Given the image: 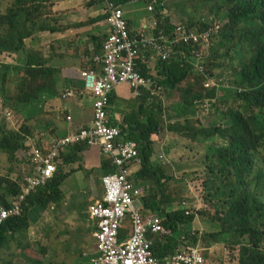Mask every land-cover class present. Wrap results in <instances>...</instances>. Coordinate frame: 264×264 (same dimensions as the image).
Instances as JSON below:
<instances>
[{
  "label": "trees",
  "instance_id": "trees-1",
  "mask_svg": "<svg viewBox=\"0 0 264 264\" xmlns=\"http://www.w3.org/2000/svg\"><path fill=\"white\" fill-rule=\"evenodd\" d=\"M114 1L122 6L129 2V0ZM153 1L163 2L169 11L165 0H145L148 2L147 6ZM54 6L55 0H13L6 12H0V53L19 54L17 65L24 64V67H14L15 75L19 71H24L23 73L30 76V82L38 78L44 80L42 84L44 86L21 89L27 78L16 79L15 85L19 86L20 95L7 97V101H14L15 98L16 101L23 102L25 107L21 110L24 114L20 112V115L26 122L39 116L42 109V97L46 95L44 93L47 88L45 79H56L58 73L61 75L60 71L47 61L39 62L31 56L32 54L28 55L26 46L28 39L48 29L50 22L55 19L54 14L51 15V9ZM154 10L155 14L151 13L150 21L154 18L161 21V13L155 7ZM211 10L216 15L212 22L195 21V24L177 22L199 32H210L209 42L215 45L212 49L210 45V54L204 63L206 75L200 74L193 64L195 58L191 54L200 49L196 43L186 46L187 57L183 61L178 59V55L168 62L158 61L155 73L154 70L147 69V64L140 63L143 67L141 72L146 77L155 78L159 89L164 87L175 90L181 85H187V90L183 91L180 98L181 103L174 109L172 117L183 123L170 127V132L186 130L187 126L192 125L190 115L193 114L196 118L195 126L199 128L198 130H202L203 140L210 134H217L220 138H222L221 134L228 137L224 140L226 145H211L208 151L211 154V172L217 178L210 183L222 185L218 189L213 188L214 197L219 201V204L216 203L217 211L214 214L219 231L210 236L216 243H220L223 238L227 247L239 251L238 264H264V195L262 193L264 169L260 166L261 150L264 148V0H219ZM169 21L171 16L167 22ZM218 24L220 27L217 29ZM107 36L105 33L104 35L100 33L91 39L95 45L96 54L102 53ZM25 54H27L26 59H24ZM90 68V65H87L85 69ZM79 75L81 78V73ZM7 77L8 74L6 79ZM207 77L215 82L210 89L205 88ZM1 82L2 86L6 85L5 76ZM67 86H70V83ZM205 98L214 100L213 108L216 103L225 105L226 108L220 112L216 121L210 122L209 128L202 127L204 119L197 118L194 105L197 100ZM140 101L136 113L131 115L135 118L133 122L136 130L129 132L128 135L129 141H135L139 145L141 165L137 177L144 179V182L139 184L143 189L142 185L147 182L148 177L153 179L156 174L152 161L155 147L150 137L160 133L164 125L161 116L162 102L148 104L146 99ZM191 109L196 111V115L195 112L190 113ZM1 110L0 106V117L3 115ZM213 111L209 117L205 118L206 123L210 121ZM26 136L24 127L19 131L0 129V154H7L10 159H13L20 150L27 149ZM197 137L199 136H194V138ZM33 147L30 145L27 149L28 165H30L29 159ZM85 149L86 147L82 145L73 146L68 154L62 155V158L57 161V168L81 161L79 155ZM113 172L115 168L111 160L106 159L103 162V169L97 173L104 176ZM69 175L70 173L65 174L57 170L53 179L45 187L36 189L22 202L21 215L8 219L0 226V250L9 248L13 238L22 237V233L30 228L31 223H35L51 205L62 202L64 195L62 186ZM24 178L13 182L0 178L2 208H11V204L17 200L22 191ZM149 184H152L155 190L152 196L150 195L151 198L143 202L142 206H145L147 211L141 209L142 213L143 215H163L164 226L171 231L169 236L151 237L153 255L163 262L166 258L183 252L188 246L197 247L194 246L198 243L196 234H191L194 232H190L191 235L187 234L183 225L191 224L198 211L193 214L194 209L190 205V207L182 206L184 211L163 210L154 203L158 195L153 194L159 192L160 197L164 196V182L158 179ZM166 205L171 204L168 202ZM186 212L189 214L187 215ZM188 240H192L193 243L190 244ZM203 256L205 258V255ZM206 262L209 264L207 259Z\"/></svg>",
  "mask_w": 264,
  "mask_h": 264
},
{
  "label": "rangeland",
  "instance_id": "rangeland-1",
  "mask_svg": "<svg viewBox=\"0 0 264 264\" xmlns=\"http://www.w3.org/2000/svg\"><path fill=\"white\" fill-rule=\"evenodd\" d=\"M217 1L219 0H165L173 21L194 24L195 21L212 22V20H215L216 15L211 8L214 7ZM12 2L13 0H0V12H6ZM125 8L127 10L134 8L137 18H145L150 22L151 13L148 11L145 0L129 2L125 5ZM41 35L42 32L37 33L36 36L26 41L27 54H32L31 56L39 62L47 61L40 47ZM214 45L215 43H212L211 49ZM27 54L24 55V59H26ZM12 56V53H0V106L3 114L0 117V129L19 131L24 127L27 133L25 143L27 149H29L30 145L39 148H50L55 139L64 135V131L58 129V126L64 124L63 120H67L65 114L67 111L63 108L71 103L74 98L77 99V97L69 98L68 100L63 98V94L68 89L61 88V84L67 85L68 82L61 78L62 75H59V73L56 75L58 77L56 79H45L47 88L44 93L46 95L42 97V109L39 116L26 122L20 115V112L24 114V111L21 110L25 107L23 102H18L15 98L14 101H7V97L20 95L18 93L20 88L15 85L16 79L27 78L25 85L21 89H35L36 86H44L42 85L44 80L38 78L30 82V76L23 73L24 71H19L15 75L13 68H23L24 64L21 66L17 65L19 54H16V63H9V58ZM7 74L8 77L6 79ZM4 76L6 85L2 86L1 79ZM184 90H187L186 84L179 86L175 90L161 87L158 96L151 101L156 104L162 102L164 109L162 111L165 113L163 122L165 119L167 121L166 126L163 124L165 128L159 133V140L155 144L154 153L157 156V161L162 160L158 159L159 155L163 153L159 147L161 144H166L164 146L165 150L173 144L178 153L181 152L183 155L180 160L183 158L186 160L184 166L180 167V173H184L178 178H169V180L164 182V196L160 197L159 192L153 194L158 195L154 203L163 210L171 212L184 211L182 203L187 202L188 206L190 205L194 209L193 214L198 211L191 224L183 225L187 234L190 232H194L191 233L192 235L196 234L198 243L194 244V246H197L200 251L203 250L201 254L205 255L209 264H238L239 251L227 247L223 238L220 243H216L214 238L210 236L219 231V225L214 220V214L217 211L216 203L219 204V201L214 197L213 188L218 189L222 185L210 183L212 180H217V178L211 172V154L208 151H210L211 145H226L224 140L228 137L224 134H221L222 138L217 134H210L203 140L201 137L202 130H198L199 128L195 126L194 120L196 118L195 116L193 117V114L190 115L192 125L187 126L186 130L170 132V127L183 123V121H178L177 119L175 120L176 123L172 124V117L174 109L181 103L180 98ZM229 99L232 100L231 97ZM225 109V105L216 103L215 107L212 108V111H214L210 121L206 123L204 120L202 127L209 128L210 122L212 120L216 121L220 112ZM193 112L196 115V111L191 109L190 113ZM167 118H169L170 122ZM183 131L185 133H182ZM196 135L199 137L194 138ZM166 141L168 143H165ZM27 149L20 150L13 159H10L7 154H0V178L2 180L21 181L28 174ZM261 159L260 166L264 169V148L261 150ZM170 162V160L164 161L166 164H170ZM67 167L61 166L58 171L66 174L70 170ZM91 174L92 172H89L85 175L86 178L82 176L84 177L83 182L89 181L95 187V179L90 176ZM132 179L136 182L134 176H132ZM143 184H141L143 189L139 184H136V188L140 191L137 198L138 207L142 206L145 200L150 199L155 190L152 184L147 182ZM100 188H102L101 185ZM84 189L86 188L80 190L74 184H67V188L63 189L64 195L60 204L51 205L35 223H31L30 228L25 233H22V237L13 238L9 248L0 250V264H91L95 254V238L93 236L94 225L88 217L87 209L93 201L90 196L93 195L94 191L96 192V188L89 189L92 194L81 192ZM262 193L264 195L263 189ZM168 202L171 205H166ZM143 208L146 210L145 206ZM160 216L163 220L165 219L163 215ZM188 242L190 244L193 243L192 240H188ZM34 261H38V263H34Z\"/></svg>",
  "mask_w": 264,
  "mask_h": 264
},
{
  "label": "built area",
  "instance_id": "built-area-1",
  "mask_svg": "<svg viewBox=\"0 0 264 264\" xmlns=\"http://www.w3.org/2000/svg\"><path fill=\"white\" fill-rule=\"evenodd\" d=\"M97 1L104 5L106 24L110 29L103 43L102 54L94 57V68L92 66L81 72L84 89L91 92L93 97L92 125L54 140L50 148L33 147L29 159L30 170L22 183L21 194L11 208L0 207V226L8 219L20 216L22 202L53 179L58 170L57 161L69 147H98L111 160L115 172L102 177L103 196L88 206L90 217L97 222L94 231L97 255L91 264H207L199 248L193 246L163 262L153 255L151 237L169 236L171 231L164 226L158 214L143 215L137 209L135 201L140 191L129 173L134 165L140 164L139 145L135 141H124L121 130L109 124L108 109L113 90L122 84L129 86L135 98L155 104L151 101L158 96V83L155 78L144 76L140 63L151 66L152 62H168L177 55L183 61L187 57L186 46L191 43L200 46L191 54L195 58V69L206 75L204 63L210 54V32L188 28L172 18L167 22L169 11L163 2L156 1L149 3L148 11L155 14L154 7L157 8L161 21L154 18L137 31H132L122 5L114 0ZM133 1L138 0H129ZM219 27L220 24L216 28ZM213 84L212 78L207 77L205 88L210 89ZM74 95L72 90H66L63 98ZM213 104V99L197 100L194 103L197 118L205 120L209 117ZM182 204L188 206L187 202Z\"/></svg>",
  "mask_w": 264,
  "mask_h": 264
},
{
  "label": "crops",
  "instance_id": "crops-1",
  "mask_svg": "<svg viewBox=\"0 0 264 264\" xmlns=\"http://www.w3.org/2000/svg\"><path fill=\"white\" fill-rule=\"evenodd\" d=\"M125 5H123L122 8L124 9L125 18L127 19L129 28L132 31H137L143 27L144 24L148 23L145 18H137L134 8L127 10ZM53 14L55 19L50 22L47 30L42 31L40 47L48 64L58 69L62 75L61 78L70 83V86L62 84V87L72 90L75 93L73 98L77 97V99L74 98L71 103L63 108L67 111L65 113L66 116L68 115L67 117L71 118L70 121L63 120L64 124L58 126L59 130L64 131L62 137H65L70 132H77L92 125L93 97L91 92L84 89V83L80 79L79 73L88 70L85 69L87 65H90V67L93 66L94 68L96 50L91 39L100 35V33L108 35L110 28H108V25L106 24L107 13L104 5L95 0H55V6L51 9V15ZM149 18L151 20V15ZM16 54L14 53V55L9 58V63H16ZM156 64L157 62L150 63L151 66H148L147 69L154 70L155 73L157 69ZM140 100L143 99L137 100L127 84H122L116 87L110 96V105L108 109L109 124L118 127L121 130L122 139L124 141H129L128 133L136 130L133 122L135 118L131 115L136 113L141 103ZM164 114L165 113L162 112V119H164ZM167 120L170 122L169 118H167ZM173 123H176L175 119H173L172 124ZM163 124L165 126L167 125L166 119ZM158 135L159 133L150 137V141L155 148L156 141L159 140ZM165 143L168 142L166 141ZM165 145L166 144H161V146H159L163 153L159 155L158 159L162 160L157 161V156L155 154L152 157V161L155 164L154 169L156 174L153 176V179L150 177H148L147 180L145 179L147 182H156L158 179L161 180V182H165L166 180H169V178H178L184 173H180V167L184 166V162L186 161L184 158L180 160L183 156L181 152L178 153V150L173 144L166 149L168 150V152H166L164 148ZM71 148L73 147H69L62 155L64 156L65 154H68ZM62 155L60 158H62ZM79 157L81 158V161L67 167L70 168V170H68L70 175L64 181L62 190L67 188V184H74V186L80 190L86 188L84 191H81L84 194H87L88 192L91 193L89 191L90 188H96V192L94 191L93 195L90 196V198H93V201L90 203L92 204L99 201L103 196V188H100V185L102 186L101 180L103 176L97 172L103 169V162L109 158L103 156L98 147L86 148ZM165 160H170V164L164 163ZM140 165L141 163L139 165H134L129 173L131 179L132 176H134L136 180V182H134L135 185L144 182V179L137 177ZM89 172H92L90 176L95 179V187L92 186V183L89 181H86L85 183L83 182L85 175ZM135 205L141 212L144 210L143 206L138 207L137 200L135 201ZM140 208H142V210ZM88 217L94 225L93 229H95L97 222L90 217L89 213ZM96 255L97 251L95 247L94 256Z\"/></svg>",
  "mask_w": 264,
  "mask_h": 264
},
{
  "label": "clouds",
  "instance_id": "clouds-1",
  "mask_svg": "<svg viewBox=\"0 0 264 264\" xmlns=\"http://www.w3.org/2000/svg\"><path fill=\"white\" fill-rule=\"evenodd\" d=\"M67 100V99H66Z\"/></svg>",
  "mask_w": 264,
  "mask_h": 264
}]
</instances>
